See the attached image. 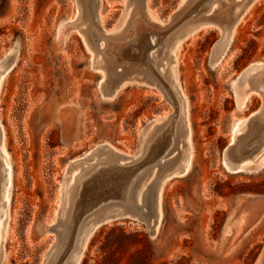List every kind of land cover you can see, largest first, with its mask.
Segmentation results:
<instances>
[{
	"label": "rangeland",
	"instance_id": "rangeland-1",
	"mask_svg": "<svg viewBox=\"0 0 264 264\" xmlns=\"http://www.w3.org/2000/svg\"><path fill=\"white\" fill-rule=\"evenodd\" d=\"M183 2L146 0L149 18L167 23ZM127 3L99 0L101 28L120 30ZM77 19L74 0H0V264H43L71 162L102 144L134 156L172 112L140 82L104 99V77L92 68ZM241 19L233 36L196 29L171 54L168 77L185 99L188 133L185 166L159 189L155 235L136 220L109 221L86 236L75 264L262 263L264 148L239 166L222 159L261 106L248 79L264 65V0H253Z\"/></svg>",
	"mask_w": 264,
	"mask_h": 264
},
{
	"label": "water",
	"instance_id": "water-1",
	"mask_svg": "<svg viewBox=\"0 0 264 264\" xmlns=\"http://www.w3.org/2000/svg\"><path fill=\"white\" fill-rule=\"evenodd\" d=\"M252 1L184 0L168 22L161 23L149 18L146 0H128L124 25L108 32L97 18L99 0H74L77 23H81L75 29L93 53L92 68L104 77L103 98L110 99L126 82H140L159 91L172 112L147 139L139 141L136 155L102 144L67 166L55 223L57 238L43 264H75V254L86 236L109 221L136 220L146 225L151 237L155 235L159 189L168 177L176 175L177 168L182 171L185 166L182 152L188 133L185 99L175 80L168 77L171 54L180 40L196 29L216 26L225 38ZM92 8L94 15L89 16ZM253 68L257 71L250 74L248 89L261 97V106L242 123V131L222 152V159L235 166L252 161L264 148V65ZM244 76L237 81L242 82ZM101 152L105 153L97 155ZM73 170L76 172L71 175ZM5 190L6 179L0 177V203Z\"/></svg>",
	"mask_w": 264,
	"mask_h": 264
},
{
	"label": "bare ground",
	"instance_id": "bare-ground-1",
	"mask_svg": "<svg viewBox=\"0 0 264 264\" xmlns=\"http://www.w3.org/2000/svg\"><path fill=\"white\" fill-rule=\"evenodd\" d=\"M253 6V5H252ZM252 6H251V8H252ZM248 11V10H247ZM247 14H245V16H246ZM242 16H244V12L242 13V15H241V17L239 18V20H238V22L233 26V28L229 31V34H230V36H233V34H235L234 32L236 31L237 32V30H236V27H237V25H238V23H239V21H240V19L242 18ZM244 19V18H243ZM242 20V19H241ZM243 21V20H242ZM239 27V26H238ZM184 41V40H183ZM181 42V41H180ZM0 177L2 178L3 177V174H2V171H0ZM160 197V196H159ZM159 197H158V205H159ZM264 261V260H263ZM263 261H262V263H263ZM261 263V264H262Z\"/></svg>",
	"mask_w": 264,
	"mask_h": 264
}]
</instances>
